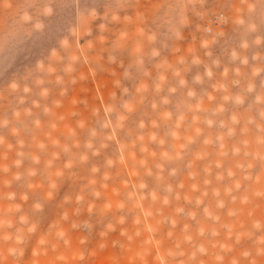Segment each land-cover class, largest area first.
<instances>
[{"label": "clouds", "instance_id": "clouds-1", "mask_svg": "<svg viewBox=\"0 0 264 264\" xmlns=\"http://www.w3.org/2000/svg\"><path fill=\"white\" fill-rule=\"evenodd\" d=\"M192 2L193 0H174L169 5V10L149 26L139 30L135 39L122 33L107 50V62L118 63L123 69L121 76L113 82L117 91L110 93L107 102L101 101L99 107L91 109L87 119H78L75 128L68 130L63 142H51V147L56 151L51 153L45 166L53 167L61 157L64 158V163L52 174L56 180L49 176V195L56 188L57 181H75V169L79 167L88 166L90 176L102 175L104 181L111 179L109 170L124 163V154L132 149L141 154V159L135 161L136 167L143 169V176L155 181L156 187L149 189L144 179H139L136 183L129 181L124 199L116 205L121 212H125L129 204L137 205L145 199L153 202L159 200L164 206H168L172 199L180 200L181 195L176 189L183 185L174 186L167 181L178 177L181 164L186 168L191 167L190 162L186 163V157L194 144L200 143L204 148L211 146L217 149L219 158L204 169L207 175H211V169L215 168L217 172L214 178L217 182L233 177L231 170L224 169V161L228 158L241 157L253 163L257 160L264 162V0H231L228 10L213 13L212 20L197 26L196 31L201 34L198 47L203 56L196 49H189L187 56L178 55L174 61H170L165 52L180 51L174 45L183 40V29L190 24L187 13ZM198 2L202 7L207 0ZM97 7L98 0H19L15 18L9 25L0 28V51H12L21 47L36 34H42L47 29L50 18L65 13L68 21L65 26L67 35L58 41L63 56L53 49L49 57L37 60L26 74L13 78L0 88V102L10 101L13 105L7 114L0 115V129H11L14 135L19 136L29 129H39L42 125L41 116L52 114L47 100L53 91L58 89L60 96H65L68 86L76 83L72 76L76 66L90 63L88 53L93 49V41H88L83 47H70L69 36H91L89 25L97 18L105 21L99 25L101 32L107 30L108 23H117L121 19L116 3L105 5L103 17ZM196 15L205 20L209 14L199 11ZM228 25L232 28L231 35L224 31ZM130 39L129 63L125 65L119 59V53ZM217 44L222 45L219 55L213 51ZM201 67L203 71H197L189 81L187 74L193 68ZM217 69H221L219 80H215ZM90 71L95 75V69ZM257 78H260L259 85ZM206 81L211 82L207 87ZM209 87L211 91L208 90ZM205 101L214 106L206 107ZM82 102L87 104V101ZM53 103L55 107L61 106L59 100ZM229 105L233 109L230 113ZM240 109L248 114L243 115ZM73 115L79 116L78 113ZM205 129L218 131L214 135H205ZM250 133L253 134L251 140L241 138L231 147L226 146V140H233L238 136L247 137ZM81 134L83 139L80 138ZM18 144L21 149L24 147L23 140H18ZM253 144L256 150H253ZM113 145L115 149L110 151ZM148 145H155L159 151L150 149ZM36 147L41 153H45L49 145L41 141ZM195 155L202 159L207 153L197 152ZM17 157L14 161L17 168L22 167L26 158H30L33 165L40 164L38 155L28 157L23 151H18ZM101 157L102 163L91 164L93 159ZM150 158L154 160L151 165ZM236 167L243 173L244 180L251 179L247 169L252 167V163L237 162ZM38 172L37 167H32L24 173H17L14 179L19 181L22 177H27L30 180ZM195 176L196 173L189 172L190 178ZM210 183V180L204 181L205 185ZM239 188L240 184L234 183L232 187L225 189L224 194L231 195ZM196 189L197 185L194 184L193 190ZM84 191L93 200L101 198L94 180L84 185ZM212 195L217 198L216 208H223L221 192L214 190ZM12 198L14 194L9 195V199ZM183 199L195 207L202 203L199 198L193 200L184 196ZM232 199L235 200L236 197L232 196ZM76 202L77 215L82 210H86L90 217L97 213L94 205H85L83 195L77 196ZM43 206L44 199L35 201L32 205L33 213L41 212ZM111 208V203H107L99 209V214L106 215ZM175 211L178 215L185 214L184 207H177ZM203 212L209 219H218L208 208H204ZM187 215L195 218L196 213L188 212ZM126 220L125 212L117 223L124 224ZM27 222L26 217L20 218V223ZM170 223L175 227V221ZM259 226L258 221L253 224L254 228ZM73 227L90 232L93 224L88 220L74 223ZM104 229L103 235H107L115 230V224L109 222L104 225ZM211 234L216 235L214 231ZM121 235L126 233L122 232ZM200 235H204V229H200ZM190 239L185 237V241ZM22 242L21 237L18 243ZM86 242V239L81 240V243ZM8 251L13 256L19 254L17 248H10ZM196 252L205 254L206 249L201 245L196 248ZM248 254L244 253L245 256Z\"/></svg>", "mask_w": 264, "mask_h": 264}, {"label": "rangeland", "instance_id": "rangeland-1", "mask_svg": "<svg viewBox=\"0 0 264 264\" xmlns=\"http://www.w3.org/2000/svg\"><path fill=\"white\" fill-rule=\"evenodd\" d=\"M173 2L174 0H98L97 11L101 17L106 11V4L116 3L121 19L117 23H108L107 30L101 32L99 25L105 21L97 18L89 25L91 36H69L70 47H83L88 41H93V49L88 53L90 63L77 65L76 71L72 73L76 83L68 86L65 96H60L58 89L53 91L47 100L52 114L41 116L42 125L39 129H29L19 136L14 135L11 129H0V264H264V162L259 160L253 163L241 157L226 159L224 169L231 170L233 177L217 182L214 178L217 172L215 168L211 169V175L204 171L219 158L217 149L211 146L204 148L200 143L194 144L186 157V163L190 162L191 167L186 168L181 164L178 177L167 181L174 186L183 185L176 189L181 199H172L168 206H164L159 200L153 202L150 199L139 201L137 205L129 204L125 210L127 220L124 224L117 223L125 212H121L116 205L124 199V194L128 191L127 183L144 179L149 189L156 187V182L143 176V169L136 167L135 161L141 159V154L135 149L124 154V163L109 170L111 179L104 181L102 175L90 176L88 166L79 167L75 169V181H57L56 188L49 195V176L64 163V158L61 157L53 167L45 166L51 153L56 151L51 147V142H63L68 130L75 128L78 119H87L91 109L99 107L101 101L107 102L110 93L117 91L113 82L121 76L123 69L118 63L107 62V50L122 33L135 39L139 30L159 19ZM230 3L231 0H207L201 7L198 0H193L187 13L190 24L183 29V40L174 45L180 51L165 52L167 58L174 61L178 55L187 56L189 49H196L203 56L198 47L201 34L196 31L197 26L212 20L213 13L228 10ZM18 4L19 0H0V28L9 25L15 18ZM199 11L207 12L208 17L201 20L196 15ZM67 22V13L53 16L42 34H36L15 50L0 51V88L13 78L26 74L37 60L49 57L53 49L63 56L58 41L67 35ZM224 31L231 35V25L226 26ZM132 39L119 53V59L125 65L129 63L128 48ZM221 49L222 45L217 44L213 51L219 55ZM90 69L96 70L95 75L91 74ZM197 71H203L202 67L193 68L187 74V79L191 81ZM220 71L221 69L216 70L215 80L220 79ZM259 79L257 78L258 85ZM209 83L211 82L206 81L205 86ZM208 90L211 91V88ZM57 100L61 102L60 107L54 106L53 102ZM82 101H87V104ZM11 106L10 101L0 102V115L7 114ZM205 106L210 108L214 105L205 101ZM232 110L229 105L228 113ZM240 111L243 115L248 114L243 109ZM73 113H78L79 116H74ZM217 131L218 129H205V135H214ZM252 136V133L247 137L238 136L225 143L227 147H231L238 139L251 140ZM80 138L83 139L82 134ZM18 140L24 141L22 149ZM41 141L49 145L45 153H41L36 147ZM148 147L159 151L155 145ZM252 148L256 150L254 144ZM114 149L115 145L110 151ZM18 151H23L28 157L38 155L40 164L33 165L31 159L26 158L22 167H15ZM197 152H206L207 155L202 159L197 158ZM153 162L150 158L149 164ZM237 162L252 163V167L247 169L251 179L242 178L243 173L237 169ZM100 163L102 157L91 161V164ZM32 167L39 169L37 176L30 180L27 177H22L19 181L14 179L17 173H24ZM189 172L196 173V176L190 178ZM52 179L56 180L54 176ZM93 180L96 190L101 193L98 200H93L84 191V185ZM205 180H210L211 183L205 185ZM237 182L240 188L231 195H225V189ZM194 184L197 185L196 190H193ZM214 190L221 192L223 208H216L217 198L212 195ZM205 192L207 195H204ZM10 194H14V198L9 199ZM79 195L84 196L85 205L95 206V215L90 217L86 210L77 215L76 197ZM184 196L193 200L199 198L202 203L195 207L194 204L187 203ZM232 196L236 199L233 200ZM40 199H44L43 210L34 214L32 205ZM107 203H111L112 208L101 216L99 209ZM177 207H184L185 214L178 215L175 211ZM204 208H208L218 219L205 217ZM188 212H195V218H190ZM21 217H26L28 222L20 223ZM88 220L93 224L90 232L73 227L74 223ZM170 221H175V227ZM257 221L260 226L254 228L253 224ZM109 222L115 224V230L103 235L104 225ZM200 229H204V235H200ZM213 231L216 235L211 234ZM122 232L126 235H121ZM186 236L191 238L190 241H185ZM21 237L23 242L18 243ZM82 239L87 242L81 243ZM201 245L206 249L205 254L196 252V248ZM10 248H17L19 254L10 255ZM177 252L181 254L176 255ZM245 252L249 254L245 256Z\"/></svg>", "mask_w": 264, "mask_h": 264}]
</instances>
